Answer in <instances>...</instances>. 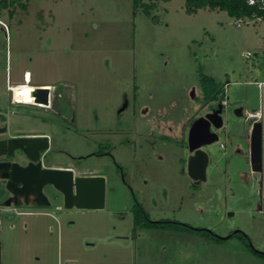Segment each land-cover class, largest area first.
Listing matches in <instances>:
<instances>
[{
  "label": "rangeland",
  "instance_id": "obj_1",
  "mask_svg": "<svg viewBox=\"0 0 264 264\" xmlns=\"http://www.w3.org/2000/svg\"><path fill=\"white\" fill-rule=\"evenodd\" d=\"M237 23L225 12L187 15L183 0L159 3L149 15L134 11L131 0H28L11 19L2 12L5 137L48 135L47 165L103 176L106 189L102 211L64 210L49 187V207H0V264H264L255 253H264L261 187L244 142L251 124L245 114L263 102L264 20ZM25 71L31 79L23 87L61 94L69 130L47 110L11 104L7 86L23 84ZM203 78L222 90L225 105L218 141L203 148L211 159L206 181L194 187L184 145L187 124L207 110ZM236 145L239 154L232 153ZM6 196L0 183V204ZM132 196L151 221L240 234L213 241L135 225L145 220L134 213Z\"/></svg>",
  "mask_w": 264,
  "mask_h": 264
},
{
  "label": "water",
  "instance_id": "obj_2",
  "mask_svg": "<svg viewBox=\"0 0 264 264\" xmlns=\"http://www.w3.org/2000/svg\"><path fill=\"white\" fill-rule=\"evenodd\" d=\"M32 96L36 97L35 103L48 105V91L42 90L41 87H34ZM56 104L57 99H54L53 109ZM222 113V108L213 110L197 119L188 131L187 174L194 181L205 182L206 180L209 154L203 148L218 141L217 133L210 129L219 131L223 128ZM249 128L246 164L252 174L262 177L259 186L264 192V119L250 124ZM47 149L48 142L45 137L0 141V156L5 152L10 154L20 150L30 162L23 168H18L16 164L4 166L1 179L6 181V190L13 196H23L25 199L32 196L36 206L49 207L50 202L43 193V189L49 187L60 196L64 210L102 211L105 206V178L100 175L77 176L66 169H41L38 154ZM0 168L2 169L3 166L0 165ZM261 191H259V211H264V195ZM8 205V202L4 204V206ZM255 253L264 256L262 252L255 251Z\"/></svg>",
  "mask_w": 264,
  "mask_h": 264
},
{
  "label": "flooded vegetation",
  "instance_id": "obj_3",
  "mask_svg": "<svg viewBox=\"0 0 264 264\" xmlns=\"http://www.w3.org/2000/svg\"><path fill=\"white\" fill-rule=\"evenodd\" d=\"M32 87H35V86H32ZM39 87H41V86H39ZM49 94H50L49 97L47 96V102L49 100L48 106H32V105H28V106H32V107H35L37 109L47 110V111L53 113L55 116L60 117V119L62 118L64 123H66L65 129L69 130L70 127H71V124L73 123V119H71L70 116L68 118L62 117V115L60 113V99L62 97L61 94L59 92L55 91V89ZM54 99H57V104H56L55 109L52 108V103H53ZM204 103L206 104L205 107H206L207 110H205V112H202V113L198 114L196 117H194L193 120H191L187 124V127H186L187 131H189L191 125L197 119H199L201 117H204L206 114L212 112L213 110H216L217 108H222L223 109V106L225 105V104H222V100L220 101L219 105H217L216 107L212 106L211 104H209V102H206L205 100H204ZM222 115H223V113H222ZM210 130L212 132H216L217 135H218V131H214L212 128ZM5 134H6V125L3 124L2 118L0 116V141H7L9 139H20V138H44L45 137V138H47L48 149L40 151L39 154H38V160L40 162L41 169H51V168L52 169H66V170H70V171H72L74 173V170H73L72 167H61V166L47 165V162H48L47 157H48L49 146H50V140H49V136L48 135H45V134H41L40 135L39 134V135H26V136H22V137H5ZM187 136H188V134H187ZM218 137H219V135H218ZM246 138H247V143H245V145H246V152H247V150H248V142H249V132H248L247 136L245 137L244 142L246 141ZM184 146H185V149L188 152L187 141H186V144ZM235 153L239 154L240 150L239 151H235ZM101 155L109 156V154H107V153L101 154ZM101 155H100V153H92L90 156H101ZM188 157H189V153H188ZM69 158L72 161L76 162V161H79L81 159H84L85 157L82 156V157H77V158H71V157H69ZM187 160H188V158H187ZM210 160L211 159L209 157V162H208L207 168H208V166L210 164ZM29 163H30L29 160L26 158L24 153L22 151H20V150L13 151L10 154H7L5 152V153H3L0 156V165L3 166L2 169L0 168V183L2 184V188L4 189V191L7 193L6 198L0 204L1 208H4L6 210L12 208L13 210H15L16 208H20V207H23V206H36L34 204V197H32V196H28L25 199L23 196H13L11 193H9V191L6 190V181L1 179V175L3 173V170L5 169V167H7L6 165L16 164V166L18 168H23ZM186 167H187V161H186ZM207 168H206V171H207ZM117 172H118V174H120V178H121L122 182H124V179H123V176H122V172H121V169L119 167H117ZM261 179H262V177L259 175V183L261 182ZM191 181H192V184H193L194 187H197L200 184L204 183V182L194 181L192 179H191ZM45 190H46V188L43 189V193L48 198V201L50 202V206H51L52 205V201L50 200L49 196H47L45 194ZM132 199H133V202H134V204H133L134 213L138 212V214L142 216V218L145 220V222H147L151 226H153L152 229L155 228V227H158V226H161V227H164V228H167V227L168 228H175V229L181 228V229H183V230H185V231H187V232H189L191 234L204 235V236H206L207 238H209V239H211L213 241H224V239H221V238L229 239L232 236H235L238 233H240V232H236V231L235 232H229L227 234V236L223 237L221 235L216 234L214 231L208 229L205 226H197V225L196 226H192L190 224H186V223L184 224V223L171 221V220H167V219L166 220L151 221L149 219V217L147 216L146 212L144 211V209L142 208V206L134 198V196H132ZM6 202L9 203L8 206H4V204ZM17 213L18 214H23V212H17ZM227 239H225V240H227Z\"/></svg>",
  "mask_w": 264,
  "mask_h": 264
},
{
  "label": "trees",
  "instance_id": "obj_4",
  "mask_svg": "<svg viewBox=\"0 0 264 264\" xmlns=\"http://www.w3.org/2000/svg\"><path fill=\"white\" fill-rule=\"evenodd\" d=\"M172 0H131L133 10L141 9L145 15H149L159 3H168ZM184 11L187 15L195 14L198 10H208L215 12H225L230 18L238 20L249 19L252 15L264 19V10L249 6L247 0H183ZM28 0H0V17L3 11H6L7 18H13L14 11L27 9ZM204 100L210 102L217 96L223 98L222 90L215 85L209 78H203ZM263 115H264V97H263ZM138 212H135L136 215ZM152 228L149 223L135 222V225ZM240 234V233H239ZM238 235V234H237ZM244 238V237H243ZM245 240L248 239L245 237ZM259 255V254H257ZM264 257L262 255H259Z\"/></svg>",
  "mask_w": 264,
  "mask_h": 264
},
{
  "label": "built area",
  "instance_id": "obj_5",
  "mask_svg": "<svg viewBox=\"0 0 264 264\" xmlns=\"http://www.w3.org/2000/svg\"><path fill=\"white\" fill-rule=\"evenodd\" d=\"M247 4L249 6L254 7V8L264 10V0H247ZM259 20H261V18L257 17L256 15H252L249 19L238 20L236 27H240V24H249V23H253L254 21H259ZM29 81H30L29 73L25 72L23 74V84H21V86L29 85ZM16 88H19V86H17V85L16 86L15 85L14 86H11V85L7 86V90L10 92L11 103L15 104V105H32V104H20V103L15 102L13 94H14V89H16ZM49 93H51V90L48 91V97L50 95ZM48 104H49V100H48ZM222 104H225V97L224 96L222 98ZM32 106H43V105L34 102V104ZM245 118L248 121H250V123L252 124L256 121H260V120L262 121L264 119V116L262 115V113L260 111H258V112H253V113H246Z\"/></svg>",
  "mask_w": 264,
  "mask_h": 264
},
{
  "label": "bare ground",
  "instance_id": "obj_6",
  "mask_svg": "<svg viewBox=\"0 0 264 264\" xmlns=\"http://www.w3.org/2000/svg\"><path fill=\"white\" fill-rule=\"evenodd\" d=\"M17 86H19V88L14 89V94H13L15 102L20 103V104H32L33 105L36 100V97L32 96L31 92H33L34 88L30 86L29 88L23 87L25 85L23 86L17 85ZM41 89L45 91L50 90L48 86H41ZM19 93H27V96L18 95Z\"/></svg>",
  "mask_w": 264,
  "mask_h": 264
},
{
  "label": "crops",
  "instance_id": "obj_7",
  "mask_svg": "<svg viewBox=\"0 0 264 264\" xmlns=\"http://www.w3.org/2000/svg\"><path fill=\"white\" fill-rule=\"evenodd\" d=\"M262 20H264V19H261V20H259V21H254L253 23H256V22H260V21H262ZM25 72H28V71H25ZM24 72V73H25ZM23 73V74H24ZM29 73V72H28ZM29 76H30V79H31V75H30V73H29ZM21 85V84H20ZM16 86V85H15ZM39 86H41V85H38V86H35V87H39ZM264 86V82H259L258 83V89H261L262 87ZM264 97V92L261 94V98H263ZM262 102V101H261ZM12 104V103H11ZM15 105V104H14ZM241 111V110H240ZM240 111L238 112V114L240 115ZM258 111H260L261 113L263 112V102H262V104H261V108L259 109V110H256V111H253V112H258ZM262 115H263V113H262ZM264 116V115H263ZM248 132H249V128L247 129V134H248ZM247 134L245 135V137L247 136ZM245 143H247V138H246V141H245ZM237 148V145L236 146H233V148H232V153H235V151L236 150H234V149H236ZM245 156H246V160H247V156H248V150H247V152L245 153Z\"/></svg>",
  "mask_w": 264,
  "mask_h": 264
}]
</instances>
